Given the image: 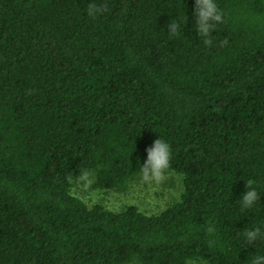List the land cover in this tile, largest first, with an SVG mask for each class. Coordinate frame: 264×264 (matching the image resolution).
Here are the masks:
<instances>
[{"label":"trees","instance_id":"16d2710c","mask_svg":"<svg viewBox=\"0 0 264 264\" xmlns=\"http://www.w3.org/2000/svg\"><path fill=\"white\" fill-rule=\"evenodd\" d=\"M215 2L206 38L192 0H0V264L264 255L242 234L264 233V0ZM157 138L183 183L162 211L71 192L84 173L125 190ZM249 180L260 199L242 210Z\"/></svg>","mask_w":264,"mask_h":264},{"label":"clouds","instance_id":"9594fccd","mask_svg":"<svg viewBox=\"0 0 264 264\" xmlns=\"http://www.w3.org/2000/svg\"><path fill=\"white\" fill-rule=\"evenodd\" d=\"M192 6V16L195 20L193 24L194 29L199 35L206 38L209 37L213 29V22H219L221 20V13L218 10L215 0H192ZM99 10L94 6L89 7L90 14ZM179 27L180 25L177 22H170L168 24V30L172 35L178 34ZM205 43H210V40L205 39ZM146 151L147 158L142 165L139 162V158H137L139 176L143 181L151 180L159 184L171 174L170 146L166 141L157 138ZM88 175V173H84L79 179L87 180ZM177 182H179V179H177ZM252 185L253 181L249 180L244 191L239 196L242 210L252 207L260 199L257 189ZM173 195H178V193H173ZM242 234L248 244H252L258 238L264 240V233H262L260 228L245 229ZM251 264H264V255L255 256Z\"/></svg>","mask_w":264,"mask_h":264},{"label":"rangeland","instance_id":"374dc122","mask_svg":"<svg viewBox=\"0 0 264 264\" xmlns=\"http://www.w3.org/2000/svg\"><path fill=\"white\" fill-rule=\"evenodd\" d=\"M170 173L167 179L159 184L151 180L143 181L140 176H137L123 191L90 189L91 175H88L87 180H81L79 176L72 180L71 192L88 206L100 204L109 210L120 211L133 205L142 212L153 214L177 201L182 193V176L175 172ZM190 264L205 263L192 261Z\"/></svg>","mask_w":264,"mask_h":264}]
</instances>
